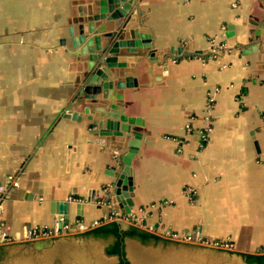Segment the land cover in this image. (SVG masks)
Masks as SVG:
<instances>
[{"label":"crops","instance_id":"crops-1","mask_svg":"<svg viewBox=\"0 0 264 264\" xmlns=\"http://www.w3.org/2000/svg\"><path fill=\"white\" fill-rule=\"evenodd\" d=\"M94 1L0 0V184L10 174L19 183L3 204L8 232L48 228L59 217L90 223L131 215L156 231L145 244L124 240L127 264L132 246L148 253L199 249L163 239L156 233L162 228L230 244L246 264L240 255L264 249V0H130L117 39L136 31L150 48L119 49L125 67L109 70L114 81L132 79L116 93L121 114L139 121L130 127L140 136L131 191L120 188L129 213L114 193L126 177L121 157L132 136H113L109 119L94 112L105 114L110 102L80 94L88 61L70 43L69 29ZM74 112L79 122L63 118ZM73 240L114 241L76 235L52 240L50 248L14 244L0 248V264L13 254L45 257Z\"/></svg>","mask_w":264,"mask_h":264},{"label":"water","instance_id":"water-1","mask_svg":"<svg viewBox=\"0 0 264 264\" xmlns=\"http://www.w3.org/2000/svg\"><path fill=\"white\" fill-rule=\"evenodd\" d=\"M130 0H96L92 3L85 19L78 21V25L69 29L70 43L73 49H77L80 56L88 61L86 66V73L84 74V82L80 94H84L85 98L94 100L98 96L105 102H110L106 108H95V113L101 114V120L104 117L109 119L106 122L107 129H116L112 132L115 137H120L124 134H130L132 138L127 139V150L121 157L123 164V172L126 177L120 176L115 182V199L117 203L124 206L126 213H129L128 208L131 206L129 199H124L126 194L121 195V189L129 193L131 191V170L130 164L137 151L140 136L131 133L130 127L134 124H139L136 118L125 117L121 114L123 111L120 103H122V95L117 94L116 91H123L125 88L132 87V79L129 77L123 80H115V76L109 72L114 68H124L125 64L118 62L119 49H124L128 54H134L137 50L146 51L150 48V41L147 36L133 31L129 39H117L119 27H122L128 19V12L130 11ZM105 22L95 27V23ZM113 21H120L113 30L107 24ZM228 35V34H227ZM104 44L103 47L101 44ZM120 112V113H119ZM103 114V115H102ZM63 118L72 121H80L77 113L63 115ZM117 121L122 122L118 128ZM114 123V124H112ZM105 125V127H106ZM100 131L103 129V124L97 127ZM118 128V130H117ZM121 188V189H120ZM124 195V196H123ZM77 208L76 216L80 217L81 213ZM59 215L66 216V211L60 212ZM52 240L37 242V248H50Z\"/></svg>","mask_w":264,"mask_h":264},{"label":"rangeland","instance_id":"rangeland-1","mask_svg":"<svg viewBox=\"0 0 264 264\" xmlns=\"http://www.w3.org/2000/svg\"><path fill=\"white\" fill-rule=\"evenodd\" d=\"M156 233L158 235H165V230L162 228ZM173 233L178 234V236L184 235L180 232ZM190 238V243L183 244H195L194 246H197L195 236L192 235ZM105 245V242L100 240L91 243L79 242L78 240H73V242L67 241L51 250L45 257L33 258L13 254L7 264H114L103 253ZM198 246L199 249L183 248L182 250H175L173 252L165 250L164 252L156 251L148 253L137 246H132L129 250L133 264H239L238 257L230 252L235 250L230 244L218 245L223 247L220 250L213 249L207 245L198 244Z\"/></svg>","mask_w":264,"mask_h":264},{"label":"built area","instance_id":"built-area-1","mask_svg":"<svg viewBox=\"0 0 264 264\" xmlns=\"http://www.w3.org/2000/svg\"><path fill=\"white\" fill-rule=\"evenodd\" d=\"M189 127L186 126V132L188 133ZM208 131L204 130L202 132V141H206ZM19 187L18 178L16 175H8L5 177L4 181L0 184V248L6 247L14 244H25V243H37L49 240H55L57 238L74 236L86 233L90 230H93L101 225L110 222L122 223L126 226L136 227L138 229L144 230L148 233L155 234V229L153 226L143 223L141 217L126 215H111L107 218L94 220L90 223H84L82 221H76L74 223H69L64 220V218L59 217L55 220L53 225L48 228H39L33 227L23 231L19 236L11 235L5 225V222L2 219L3 204L8 198L10 192ZM163 239L175 242L190 243L191 238L189 235L178 236V234L173 233L169 230H165V235H159ZM196 244L198 245H207L212 248L223 249L222 245L219 243H207L203 242L199 238H196ZM258 254L264 255V249L258 251Z\"/></svg>","mask_w":264,"mask_h":264},{"label":"trees","instance_id":"trees-1","mask_svg":"<svg viewBox=\"0 0 264 264\" xmlns=\"http://www.w3.org/2000/svg\"><path fill=\"white\" fill-rule=\"evenodd\" d=\"M81 235L82 237L92 238L112 237L114 241L106 247L105 253L107 255L117 256L119 259L118 264H127L124 253V240L126 238L138 240L142 244L147 243L151 239H155L153 234L136 227L127 226L125 229H121L116 222L106 223ZM240 257H242L246 264H264V255L258 253L255 255H240Z\"/></svg>","mask_w":264,"mask_h":264}]
</instances>
